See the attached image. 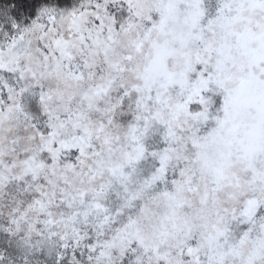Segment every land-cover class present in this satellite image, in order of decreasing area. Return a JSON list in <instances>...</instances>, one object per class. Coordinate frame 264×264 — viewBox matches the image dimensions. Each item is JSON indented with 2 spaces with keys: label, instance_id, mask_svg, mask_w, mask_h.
<instances>
[{
  "label": "snow or ice",
  "instance_id": "snow-or-ice-1",
  "mask_svg": "<svg viewBox=\"0 0 264 264\" xmlns=\"http://www.w3.org/2000/svg\"><path fill=\"white\" fill-rule=\"evenodd\" d=\"M0 264H264V0H0Z\"/></svg>",
  "mask_w": 264,
  "mask_h": 264
}]
</instances>
